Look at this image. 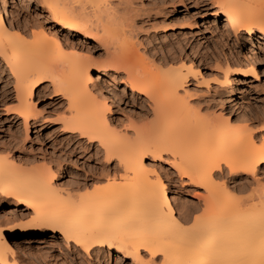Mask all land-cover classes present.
Wrapping results in <instances>:
<instances>
[{
	"label": "bare ground",
	"instance_id": "1",
	"mask_svg": "<svg viewBox=\"0 0 264 264\" xmlns=\"http://www.w3.org/2000/svg\"><path fill=\"white\" fill-rule=\"evenodd\" d=\"M38 1L48 11L54 24L50 32L40 24L22 26L17 21H11L12 12L6 0H0V59L12 79L14 100V104L5 107L3 113L12 120H21L26 137L29 123L40 121L35 107V90L45 96L52 94L56 108L61 109L56 120L68 133L67 137L77 142L85 141L91 146L95 143L102 149L105 163L100 172L91 175L90 180L94 182L88 184L85 177L57 183L56 172L61 169L59 162L53 169L48 163L50 160L44 163L42 159L44 165L37 167L31 158L21 156L15 159L0 152V202L12 203L14 207L22 205V210H31L28 218L0 227V264L10 263L12 246L16 248L22 243L16 238L18 235L32 237L29 242H33L37 236L49 233V237L53 238L59 234L65 245H71L89 258L103 251L102 258L105 259L112 256L109 250L115 249L117 252L113 255L116 261L117 257L124 258L121 249H127L134 253L127 257L131 264H140L142 259L156 261L159 258L157 264L163 261L174 264L177 260L202 258L182 251L179 245L187 242H191L193 247L227 250H239L249 241L259 243V193L262 186H258L261 181L256 177L260 168L264 169V138L249 126L244 115L238 116L237 121L231 120L228 114L215 115L213 112L214 115H209L207 112V115H201L197 109L200 101L195 107L193 99H188L193 92H189L192 90L187 87L188 81L194 79L205 84L206 88L211 82V89L217 92L225 88L229 94L232 91L231 75L248 77L255 74V62L252 64L246 60L245 66L239 65V68L225 62L217 66L216 62L215 66L220 68L212 78L207 77L191 58L160 57L152 49L149 50L153 54L143 47L142 50L138 48L133 40L132 15L127 16L129 12L133 14L134 7L130 9L133 12H122L119 1L109 0V3L119 7L94 8L80 13L73 21L75 26H69V23L59 22V10L46 7V0ZM211 6L215 8L212 14L215 18L224 17L226 20V38L237 41L242 31L247 36L259 32L264 37L261 0H212ZM55 29L91 39L103 49V55L93 57L89 47L76 44L66 34L59 37ZM114 74L120 75L119 82L129 89L130 98L124 92L114 90ZM198 82L197 85L200 84ZM194 92L196 94L197 91ZM113 101L121 102L131 111H135L137 102L143 101L155 122L166 130L161 128L159 134L160 128L158 131L154 128L155 133L153 130L150 132L154 134L153 144L146 140L151 137L148 132L151 125L155 126L153 123H147L149 127L139 124V128L134 122V138L126 136V133L119 134L121 130L117 132L118 126L115 127L117 124L114 123ZM127 120L130 123L131 119ZM261 126L263 133V121ZM164 149L171 156L167 160L168 165L177 178L185 185L203 189L200 202L193 205V210L183 206L184 212L176 210L166 182L172 177L158 172L144 160L146 156L142 153L145 151L155 161ZM110 159L116 160L113 167L110 166ZM183 172H188L189 176L183 177ZM238 177L243 180L227 186L230 185L228 182ZM185 180L188 182L185 183ZM192 180L197 182L192 183ZM161 183L164 185L162 189ZM252 184L255 188L252 186L251 189ZM247 186H250L248 190L251 189L252 196L247 195L249 191H244L245 197H236L238 193L235 192L232 195V189L242 192ZM242 200L247 201L243 206ZM14 207L8 211L11 214L9 217L14 219L27 215L23 211L16 215L17 208ZM198 213L201 218L196 220ZM173 217L182 225L189 224L191 227L177 229ZM37 241L55 246L43 237ZM85 246L88 247L87 252L84 251ZM149 249L155 252L154 256ZM48 252L38 250L35 256L37 262L59 264L60 257ZM100 261L97 263L100 264Z\"/></svg>",
	"mask_w": 264,
	"mask_h": 264
},
{
	"label": "rangeland",
	"instance_id": "2",
	"mask_svg": "<svg viewBox=\"0 0 264 264\" xmlns=\"http://www.w3.org/2000/svg\"><path fill=\"white\" fill-rule=\"evenodd\" d=\"M112 1L116 2V0ZM118 1L121 3L119 6L120 9L122 8V12L123 10L126 13L127 11H134L133 14L135 13L134 15H137L135 17L132 13H127V16L132 15V25L134 24L132 29L135 30L133 32V35L135 36L133 37V40L137 42L136 45L141 50L144 48L150 53L154 51L153 53L160 57L166 56L168 58L173 57L174 59H178L180 57L191 58L198 66H200L202 72H204V74L206 73L205 76L207 77H211L218 71L220 68L217 67L219 66L218 63L224 64L225 62L227 64L229 63L230 66L232 65L239 68V65L240 67H243V65L245 66L247 61L251 62L252 64L255 62V74L249 75L248 77H235L233 74L231 75V78H233L231 80L232 91L229 94L228 90L225 88H220V90L217 92L216 90L214 91V89H211V82L210 85L207 86L208 88H206V86H204L205 84L195 81L194 79H190L188 81L187 87L192 90L189 92H193V95L190 93V98L188 97V99L190 101L193 99L194 102L192 103H195V107L198 103H200L199 106H197V109L200 110L201 115L203 113V115H207L208 113L209 115L211 113V115H214L215 113V115H218V113L228 114L231 120L236 119L235 121L238 120V116L244 115L243 117L247 119L249 126H252L251 128L257 130V135L259 137L263 136L262 138H264V131L262 133L261 130V121L264 122V37H262L259 32H255L254 34L247 36L245 35V32L242 31V34L237 41L226 38L224 35V26L226 24V20L224 17L215 18L214 15H212L213 10H215V8L211 6L212 0H126L127 4L125 0H121L122 2L120 0H117V2ZM38 2V0H6V5L8 6L10 13L12 12L11 21H17V23L22 26H30L34 23L38 25L40 24V26H43L44 30L50 32L49 29L54 24L49 17L48 11L44 9ZM144 2L148 3H145L144 5ZM132 7L134 8L132 9ZM140 11H142V13ZM137 12L141 13L142 15ZM143 12L145 14H143ZM56 33L59 37H62L63 34H66V36L72 39V41L76 44H81L85 46V48L89 47L93 57L97 56L96 58H100L103 55V49L92 42V40L89 38H84L78 34L75 36L70 32L65 33L63 30L59 29L56 30ZM149 49H152V52ZM215 64L217 66H215ZM104 77L112 78L108 77V75H104ZM113 78L116 82L114 84V90L120 93L124 92L123 94L130 98L131 94L129 89L125 88L123 84L119 82L120 75L118 74L117 76L114 74ZM197 82L200 84L197 85ZM12 83V79L9 78V71L0 59V152L5 155H12L15 159L20 158L21 156H23L21 158H31L30 160H33L31 162L36 164L34 166L40 164L44 165L43 162L45 163L48 160L51 161V163L50 161H48V163L53 169H55V165L60 164L61 169L59 172H56L57 180L59 179V182L57 181V183L82 180L85 177L89 181L88 184L94 182L93 180H90L91 175L100 172L99 170L101 169V166L105 163L102 149H99L100 147L97 145L95 146V143L91 146L87 145L85 141L77 142L74 138L69 139L67 137L68 133H65L61 129L59 121L56 120L61 114V109L56 108L57 103L52 100L53 95L48 94V96L46 93V96L43 95L44 93L37 94L36 90L34 93V100H36L35 107L39 112L38 118H40V121L33 124L31 122L29 123L30 126L28 128L27 136L25 137L24 127L21 123V120L19 118V120H16L15 118L12 120L9 118L10 116H7L3 113L5 107H10L14 104V100L12 99ZM109 86L111 87V85ZM111 88L113 89V87ZM102 90L105 89L102 87ZM194 91H197L196 94ZM200 91L202 92L200 93ZM104 94L109 97V94H107L105 91ZM197 101L200 102L197 103ZM113 102L114 104H112V112L116 117L114 123L117 124L115 127L118 126L116 128L118 130L117 132L121 130L119 134L126 133V136L133 137L135 135L133 130L134 128L132 127L134 122L135 125L142 124L144 126L148 124L151 125L153 123L155 126L153 127L151 125L148 133L152 132V130L153 133H155V130L157 129L156 131H158L159 128V134L161 133V128L164 131L166 130V128L163 129L162 126L159 127V124L155 122L156 119L153 118L152 112L149 111V108L143 101H139L140 104L138 102L135 104V111L127 109L121 102ZM127 118L129 120L131 119L130 123L132 122L133 124H130ZM152 119H154V121ZM129 125H131L132 129ZM140 125L138 126L139 128ZM149 136V138L146 139L147 142L154 143V134L150 133ZM259 137L258 140H260ZM258 140L257 142L259 143ZM152 144L151 146H153ZM259 144H261V142ZM148 146H150V144H148ZM150 156L151 155L148 154L146 157H144L146 163L148 164L149 162L148 165L153 166L154 169L156 168L158 172H164L165 174H168L172 177L171 181L166 182L170 196H172L171 199H173L172 203L174 202L173 204H175L174 207L179 205V207H175L176 210L179 209L178 212L181 211V206L193 210V208L198 204L197 202H200V193L203 195V189L194 185H185L179 180V178H177L173 168L168 165L167 160L171 158L169 152L165 151L164 153L163 151L161 153L163 159H156L155 161L151 160ZM110 160V166L113 167L116 160ZM29 164L27 163L26 165ZM31 165H33V163ZM256 178L259 181L264 180V169L260 168ZM241 179V177L235 178V180L231 183L228 182L230 185L227 186L230 187L232 184H236L237 181ZM249 179L251 180L250 177ZM260 183L261 182L258 183V186L261 185ZM252 186H254V184L251 185V189ZM249 188L250 186H247V189L243 190L242 192L240 190L237 191L232 189V195L235 192L238 193L236 197H240V195L242 197L244 194L246 195L245 192H251V189L248 190ZM196 194L200 195L197 196ZM245 195L243 197H245ZM194 204L195 206H193ZM13 207L14 206L12 203L0 202V227L4 228V226L10 222H18V220L26 219L29 216L28 214L31 213L30 209L22 210L23 206L17 205L14 207L17 208V212H15V214L17 215L27 212L25 213L27 215H20L21 217L13 219L9 217L11 214L8 212ZM194 212L195 211H193V213ZM186 223L188 224V222ZM37 237L34 238L35 241L29 242L30 239L33 240L32 237L18 235L16 238L18 241L21 240L22 243L16 248L12 246V250L9 254V264H40L35 258L36 252L38 250H47V252L49 251L48 253L54 256L58 255L60 257L58 259L59 264H98L97 262L99 259L101 260L100 264H110V262L111 264H116V261H114L115 256L113 255L115 252H117L115 249H110L109 251L112 256L106 257L105 259L102 258L103 251L99 252L96 257L92 255L89 258L86 257L83 252L75 250L71 245H65V243L62 241L61 235L59 236V234L53 238L49 237V233ZM41 237H43L46 242H52L51 244L55 246L51 247L48 243L46 244L38 242L37 240ZM127 260L128 264H131V260L129 258H127Z\"/></svg>",
	"mask_w": 264,
	"mask_h": 264
},
{
	"label": "snow or ice",
	"instance_id": "3",
	"mask_svg": "<svg viewBox=\"0 0 264 264\" xmlns=\"http://www.w3.org/2000/svg\"><path fill=\"white\" fill-rule=\"evenodd\" d=\"M262 7H264V0H261ZM45 6L50 9H57L58 15L60 17L59 22L61 24L69 23V26H75L73 21L76 19L77 15L84 12H89L91 9L94 8H113L119 7L118 5H113L109 3V0H100L99 3L96 0H63V2H53V0H46ZM115 39V37H113ZM164 149L162 151H166ZM143 155L147 156L148 153L145 151L142 153ZM158 159H163V157H158ZM264 166V165H262ZM173 167H176L173 164ZM183 177H188V172L181 173ZM185 183L188 181L185 180ZM197 181L192 180V183H196ZM261 213H260V240L259 243L255 241H249L244 247L240 248L239 250H227L226 248H216V247H209V246H198L193 247L191 246V242H187L184 244L179 245L183 252L192 255V256H200L202 258L199 259H186V260H177L174 264H264V180L261 181ZM203 186V185H202ZM161 189L164 187L163 183L160 184ZM252 196V193L248 194ZM166 199V197H164ZM244 203L247 201H241V205L243 206ZM175 207H179L176 205ZM184 209H181V212H184ZM190 211V210H189ZM201 218L200 214L198 213L196 216V220ZM173 223L177 229H181L184 227H191L182 225L179 220H176L175 217L172 218ZM195 223V221H194ZM103 242V241H100ZM77 243H80L77 240ZM111 247V245H109ZM84 251H88V247H84ZM123 253V259L117 257L116 264H128L127 257L133 256V252H129L127 249H121ZM151 252V249H149ZM151 255H155V252H151ZM207 257V258H203ZM159 258L156 261L151 259L149 260H140V264H157ZM111 264V262H110ZM160 264H169L168 261L160 262Z\"/></svg>",
	"mask_w": 264,
	"mask_h": 264
}]
</instances>
